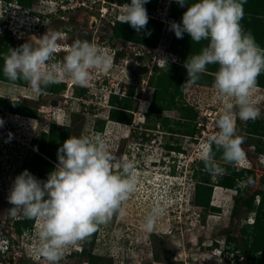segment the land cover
<instances>
[{"label": "rangeland", "instance_id": "1", "mask_svg": "<svg viewBox=\"0 0 264 264\" xmlns=\"http://www.w3.org/2000/svg\"><path fill=\"white\" fill-rule=\"evenodd\" d=\"M19 1L0 0V10L9 2L14 6L22 5ZM44 1L43 5L50 7L47 5L50 0ZM106 1L107 5L104 6H107L108 11L104 17L97 6L79 10L64 18L47 19L39 14V20H43L45 26L39 34H62L57 40L59 48L70 50L73 43L67 42L66 39L74 34L77 28L82 27L86 20L95 19L97 26L92 31L90 42L109 56L107 48L112 47L116 51L124 47L129 52V57L123 60H119V56L115 59L113 57L114 61L107 72L90 69L91 75L86 87L78 86L66 77L63 94L69 96V100L64 101L59 109L47 107L48 101L54 95L45 90L37 92L28 84L19 86L0 81V118L4 121L3 126H0V249L5 244L3 238L6 239L8 248L6 256L0 257V264H49L37 251L39 241L36 220L31 230H24L19 236L15 233L12 224L21 218L22 212L15 218L10 216L7 210L12 205L8 202V195L20 172L30 170V152L34 150L31 139L45 143L44 148L50 151L52 156L41 154L42 158L52 166V171L55 169L58 163V149L65 141L62 137V126H68V138L86 136L94 140L97 134L101 135L115 158L114 163L128 158L134 162L137 176L135 192L122 205L125 214L122 217L114 214L107 224L98 227L95 235L92 234L79 242L74 250L86 246L92 254L100 256L98 264H245L248 254H242L240 250L235 249L233 242L228 245L225 237L230 234L242 243V226H251L254 223V213L247 214L244 209H240L238 216H230L236 194L234 190L216 185L223 172L210 175L213 184L210 205L219 208L217 211L195 206L193 190L194 184L201 183L196 166L202 160L200 153L207 144L208 137L219 131L217 120L227 103L234 105L233 119L237 134L243 139L242 148L246 153L242 164L233 165L236 172L242 173V176L237 178V186L246 188L248 194L263 189L261 180L264 179V87H258L261 86L259 82L264 81L263 73L258 77L251 97L254 106L260 110L255 120L239 119L235 100L221 97L213 87L215 74L208 69L200 74L195 84H188L187 76L182 85L169 87L168 107L155 112L153 98L157 79L169 75L173 69L171 65H179L182 57L180 48H174L172 51L169 47L173 33L170 25L175 22L170 14L172 2L150 0L145 4L149 15L146 27L149 26L157 34L156 45L146 46L112 37L113 27L121 23L118 20H121L123 15V6L130 4L131 0ZM36 3V0H32L31 6L28 7L32 14L38 8ZM46 7L38 8L45 16L48 9ZM259 7V0L258 3L255 0H247L241 24L255 35V39L264 40V30L259 33L254 27L256 10ZM257 18L264 20V13ZM14 20L25 18L19 14ZM59 20L73 21V30H65L69 27L68 23H60ZM168 23L170 25L166 26ZM18 25L17 21L15 26ZM0 27V65L3 67V56L8 53L6 42L9 37H4L1 22ZM36 32L38 33L34 30L32 33ZM9 39L13 42V48L20 46V42L11 37ZM152 48L157 50L154 53L156 59L166 60L163 55L171 52L176 55L174 59L177 62L172 63L169 60L162 67L154 66L153 58L146 53ZM64 52L60 51L56 55L57 62H63L68 51ZM132 63L141 67L137 71L127 67V64ZM182 67L185 68L184 65L180 68ZM217 67L219 68L218 64ZM141 68L146 71L140 74ZM102 78H107L104 87L94 82L98 80L101 83ZM130 86H134L133 89ZM7 102H17L36 115V120L3 113V104ZM125 105L130 109L126 110ZM41 106L44 107L43 113L37 110L41 109ZM113 108L125 114L126 119L130 121L123 124L111 121L108 115ZM52 126L55 135L53 140L47 141L46 134ZM114 171L119 172L121 169L115 168ZM47 177L48 175L37 178L46 181ZM248 177H252L254 182L246 187L241 186L240 181H245ZM258 200L259 197L255 199V205H258ZM157 205L164 208V212L149 231L145 227V221ZM222 245L226 253L212 262L208 255L214 248ZM68 253H72V247L64 251L59 264L89 262L88 256L77 254L67 257ZM154 256H157V259Z\"/></svg>", "mask_w": 264, "mask_h": 264}, {"label": "clouds", "instance_id": "2", "mask_svg": "<svg viewBox=\"0 0 264 264\" xmlns=\"http://www.w3.org/2000/svg\"><path fill=\"white\" fill-rule=\"evenodd\" d=\"M148 2L150 0H131L130 4H125L121 23L130 24L138 33L146 29L149 15L145 4ZM175 2L181 7L188 4V0ZM246 3L247 0H197L187 7L181 23L170 25L177 38L182 39L187 33L196 43L209 41L199 54L189 56L185 61L187 83L195 84L200 74L207 70V65L218 64L213 87L221 97L235 100L239 119L243 121L255 120L260 114L251 97L258 77L264 73V48L241 24ZM59 35L46 32L33 40L34 44L26 42L18 48H9L3 56V76L13 84L23 81L40 92L61 83L66 77L76 85L86 87L90 69L107 72L111 68V57L87 39L75 41L63 62H56ZM233 109V103L224 105L217 120L219 131L208 137L200 153L209 174L226 171L217 163L213 145L222 153L225 164L240 165L246 159ZM3 124L0 118V126ZM57 157L58 163L46 181L25 169L15 178L8 195L12 205L7 210L10 216L15 218L22 212L25 218L38 222L37 251L49 264H59L69 247H72V253L67 257L80 254L82 247L74 250L75 246L95 233L100 225L107 224L114 214L122 217L125 214L122 205L137 188L134 162L125 157L114 163L115 158L99 134L94 140L70 136L58 149ZM115 168L121 171H114ZM253 182V178L248 177L240 181V185L246 187ZM163 212L164 208L159 205L152 209L145 221L147 230L153 229ZM3 242L6 245L5 238ZM7 251L8 248L3 252L0 249L5 256Z\"/></svg>", "mask_w": 264, "mask_h": 264}, {"label": "trees", "instance_id": "3", "mask_svg": "<svg viewBox=\"0 0 264 264\" xmlns=\"http://www.w3.org/2000/svg\"><path fill=\"white\" fill-rule=\"evenodd\" d=\"M5 1H9V0H5ZM152 1H157V0H152ZM255 1L258 3V0ZM195 2H197V0H188V4L185 5V7H181L178 3L173 1L172 2L173 7L171 8L170 14L174 19V21L176 23H181L182 16L184 12L187 11V7L190 6L191 3H195ZM19 3H21L25 7H30L32 4V0H20ZM259 4L260 7L256 10V14H255L256 20L254 22L255 23L254 27L258 30L259 33H261L264 30V20H260L257 17H261L264 13V0H259ZM243 28L245 29L244 26ZM112 30H113L112 37L115 39H122L125 41H130L136 44H141L146 46L147 45L155 46L157 43V34H155L154 31L151 28H149V26L146 27V29H144L143 31L138 33L130 26V24L118 23L116 26L113 27ZM148 33H150V35ZM256 42L259 44L261 48H264V40L259 38V40L256 39ZM207 45H208V40H202L200 43H196L192 41L191 36L189 34L184 33L183 38L181 39V38H177L175 32L173 31L169 41V47L172 51L174 48H180L182 57L180 58L179 65H174V64L171 65L173 69L171 70L169 75L160 76L157 79L158 83L156 85V92L154 93V98H153V106L154 108H156L154 110L155 112H160L161 110L166 109L168 107L167 105V103H169L167 102V99L169 97L167 95L168 88L169 87L176 88L177 85H182L185 77L188 76L187 70L183 67L180 68L181 65H184L185 61L187 60V57L200 53L202 48L206 47ZM9 48H13V42L8 38L6 42V49L9 50ZM119 55L120 53L118 52L117 56ZM0 68L2 69L3 67L0 65ZM207 69L210 70L209 72L214 74L218 71L217 64H209L207 65ZM262 77L264 79V73L262 74ZM0 81H4L6 83H12L3 76V72L0 73ZM259 83L261 86L258 87H264V81ZM15 84L19 86L27 85V83L23 81H18ZM63 85L64 84L62 83L54 84L52 86L43 89L42 91L45 90L48 93L54 94L58 92L60 89H62ZM130 87L131 89H133L132 87L134 86H130ZM111 95H115V94H111ZM110 103H113V101H110ZM3 107H4L3 110L6 113H10V114L12 113L16 116L25 117L29 119H36V115H34L31 111L23 108L17 102H7L6 104H3ZM124 108L126 110L130 109L128 105H125ZM125 116L126 115L123 114L121 111L113 108L111 109L108 118L115 123L123 124V123H128L130 121L127 120ZM236 121L239 122V120ZM53 128L54 126H52L46 134L48 137L47 141L53 140L54 138L55 132L53 131ZM62 131H63L62 137L64 140H66L69 136L68 126L62 128ZM31 144L34 147V150H31L30 152L31 156H30V161L28 163V166L30 167L29 172L38 178L45 177L52 171V166L42 158V155L51 157L52 153L44 148L43 144L45 143L43 141L41 142L40 140H32ZM212 150L215 153V158L217 163L220 164L221 167L226 169V171L223 172L222 177L219 179V182H216L217 183L216 185L228 190H234L236 194L230 216L231 217L238 216L240 214L239 212L240 209H244V211L247 214L254 213V223L251 226L248 225L242 226L241 229V235H242L241 238L243 239L242 243H239L237 238L231 237L230 234L226 235L225 241L227 242L228 245L231 244V242H233L235 249L240 250L242 254H248V259L246 260L245 264H264V179L261 180V185L263 186L262 190L261 189L255 190L252 193L248 194L246 188L238 187L236 183L237 178L241 177L242 173L236 172L233 165L225 164L221 159L222 153L220 151H217L214 145L212 146ZM196 166L199 169L198 173H199V178L201 179V183L194 184L193 203L197 207L210 209L211 211L215 212L219 208L210 205L212 198V188H213V184L211 183V176H210L211 174L205 171V165L202 160H200ZM22 172L23 171H21L20 174ZM257 197H259L258 200L259 203L258 205H255V199ZM34 222L35 220L27 219L22 214L21 218L15 220L12 225L14 227L15 233L19 236L24 230H31ZM93 235H95V233H93ZM72 255H77V254H72ZM80 255L88 256L89 258L88 264H95V263L98 264L100 261V256L97 254H92L91 251H88L87 247L84 245L82 246V251ZM154 258L157 259V256H154ZM154 258L152 257V261L154 260Z\"/></svg>", "mask_w": 264, "mask_h": 264}, {"label": "built area", "instance_id": "4", "mask_svg": "<svg viewBox=\"0 0 264 264\" xmlns=\"http://www.w3.org/2000/svg\"><path fill=\"white\" fill-rule=\"evenodd\" d=\"M15 3H17V1H14ZM45 3V1L41 4L38 5L39 7H46L43 4ZM50 7H46L47 9V16H45L44 14H41L37 8V10H34V14L30 13L32 10L28 7H24L22 5H13L12 2L6 3V5H3L1 10H0V22L2 23V28L4 33V37L5 35H7L9 38L11 37L12 39H14L16 42H21V40L23 39V37L26 34L32 33L34 30H38V27L40 25V23L43 20H39V14L43 15L45 18H50V17H59V18H64V16H68L70 14H75L76 12H78L79 10L82 9H89L92 8L93 6H97L100 7L99 11L101 12L102 17H104L107 14L108 8L107 6V1L106 0H50L49 2H47ZM115 6V4H113ZM12 6V7H10ZM14 10H13V9ZM22 14L23 17L25 18V20H14L16 15ZM4 19V20H3ZM164 20V19H163ZM17 21L19 22L18 26H15V24L17 23ZM121 21V20H118ZM3 22H5L6 24H3ZM111 24L113 25V22H111ZM170 25L169 23L166 24ZM6 27V30H4V28ZM0 31H1V27H0ZM109 53H110V57L112 59V63L114 61L113 57H118L117 53L119 52V59L123 60V58H127L129 57V52L124 48L121 47L118 50H114L112 47L111 48H107ZM68 48H58V51L55 54V57L57 54L64 51H68ZM111 50V51H110ZM157 50L152 48L151 50H147V55H149L151 58H153V65H157L159 67H162L167 61L171 60L172 63H176L177 60L174 59V57H176L175 54L168 52L167 55L164 54V56H166V60H162V59H156L154 57V53ZM65 53V52H64ZM168 56H170L168 58ZM155 58V59H154ZM166 61V62H165ZM127 63V62H126ZM107 79V78H106ZM106 79L102 78V82L100 83L98 80H94L95 84H101V86H105L106 84ZM64 82V81H63ZM111 93V92H110ZM5 243V242H4ZM224 245V244H223ZM220 246V247H216L211 251V254L208 255L211 258L212 262H215V260L217 259V257H220L223 255V253H226L224 251V246ZM7 249L6 245L2 246V252ZM80 250V247L78 248ZM5 257V255L0 253V257ZM151 264H156L154 262H152Z\"/></svg>", "mask_w": 264, "mask_h": 264}, {"label": "flooded vegetation", "instance_id": "5", "mask_svg": "<svg viewBox=\"0 0 264 264\" xmlns=\"http://www.w3.org/2000/svg\"><path fill=\"white\" fill-rule=\"evenodd\" d=\"M36 4L37 5H41L43 2H44V0H36ZM73 15V14H72ZM60 21V23H68V25H69V27L68 28H65V30H67V31H71V30H73V26L75 25V24H73L72 22H71V20H59ZM65 21V22H64ZM97 20H95V19H93V20H86V22L84 23V25L82 26V27H79V28H77L76 30H75V32H74V34L72 33L71 35H70V37L69 38H67L66 39V41L67 42H71V43H73L74 44V42L75 41H77V40H82V39H87L89 42H90V40H91V37H92V31L96 28V26H97ZM43 29H45V26L43 25V21L40 23V25H39V27H38V33L36 32L35 34L34 33H29V34H26L24 37H23V39L21 40V42H20V44L19 45H22V44H24V43H26V42H28V43H33L34 44V41L33 40H35V39H38V37H41L42 35H40L39 33L41 32V31H43ZM84 32V33H83ZM60 36H62V34H60ZM64 54V53H63ZM66 55V54H65ZM56 57H55V61H56ZM57 62V61H56ZM136 64H127V67H129L130 66V68H132V69H134L135 71H137L141 66H135ZM62 84H64V82L62 81L61 82ZM61 83H59V84H61ZM63 87H64V85H63ZM65 87H66V85H65ZM64 88H62V89H60L58 92H56V93H54V94H51V95H54V96H52V100L50 99L49 101H48V103H47V107H55V108H57V109H59L60 108V106L62 105V104H64L65 102H67V100H69V96H67V95H64L63 94V92H64ZM67 92H68V90H67ZM63 99H66V100H63ZM13 101V100H12ZM65 101V102H64ZM46 107V106H45ZM46 107V108H47ZM42 108H44L43 106H41V109L40 108H38L37 110L38 111H40V113H43L44 111L42 110ZM3 113H6V112H3ZM54 113V112H53ZM49 114V113H48ZM48 114H46V115H48ZM29 119V118H28ZM32 120H36V119H32ZM63 127V126H62ZM49 131V130H48ZM47 131V132H48Z\"/></svg>", "mask_w": 264, "mask_h": 264}, {"label": "water", "instance_id": "6", "mask_svg": "<svg viewBox=\"0 0 264 264\" xmlns=\"http://www.w3.org/2000/svg\"><path fill=\"white\" fill-rule=\"evenodd\" d=\"M84 33V32H83ZM145 68H141L140 70H142V71H140V74L142 73V72H145L146 71V69L144 70Z\"/></svg>", "mask_w": 264, "mask_h": 264}, {"label": "crops", "instance_id": "7", "mask_svg": "<svg viewBox=\"0 0 264 264\" xmlns=\"http://www.w3.org/2000/svg\"><path fill=\"white\" fill-rule=\"evenodd\" d=\"M173 1H175V0H171V2H173Z\"/></svg>", "mask_w": 264, "mask_h": 264}]
</instances>
